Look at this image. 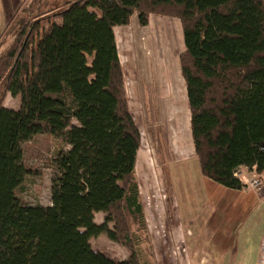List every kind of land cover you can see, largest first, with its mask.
Here are the masks:
<instances>
[{"label": "trees", "instance_id": "trees-1", "mask_svg": "<svg viewBox=\"0 0 264 264\" xmlns=\"http://www.w3.org/2000/svg\"><path fill=\"white\" fill-rule=\"evenodd\" d=\"M21 5L6 26L17 25L13 43L0 56V264H140L147 252L136 176L142 135L115 34L134 15L143 26L157 14L181 21L180 67L202 176L235 190L249 186L237 175L241 166L264 176V0ZM51 6L61 9L48 27L28 18ZM8 93L20 96L19 109L5 106ZM38 134L70 147L54 159L50 206L19 196L31 172L23 143ZM101 234L128 248L129 259L94 249L90 239Z\"/></svg>", "mask_w": 264, "mask_h": 264}, {"label": "rangeland", "instance_id": "rangeland-1", "mask_svg": "<svg viewBox=\"0 0 264 264\" xmlns=\"http://www.w3.org/2000/svg\"><path fill=\"white\" fill-rule=\"evenodd\" d=\"M23 1L0 0V56L13 43L17 25L9 26L8 30L6 26L9 21L12 23ZM51 2L56 4L59 0ZM60 9L51 6L45 15L28 18L40 17L43 29L55 20L51 15ZM91 10L100 14L97 9ZM115 33L131 109L142 135L136 176L144 204L148 242L140 264L220 263L211 260L212 252H219L220 248L214 236L241 207L224 211L222 208L227 207L201 206L200 198L205 204L208 197L204 193L208 190L194 152L187 90L181 74L180 55L185 49L181 21L157 14L151 15L149 24L143 26L134 15L129 25L116 27ZM88 61L91 65L92 58ZM4 104L17 110L20 96L8 93ZM61 148L70 147L43 134L23 143V162L31 172L19 190L22 202L52 205L54 159ZM238 174L248 175L249 183L255 178L247 169H239ZM257 177L261 185L253 187L248 183L252 189L264 187V176ZM251 207L257 211L255 214L244 208V215L241 217L240 213L238 221L231 222V226L237 232L249 230L248 236L253 238L255 234L251 231L255 232L259 223L264 222V207H256L252 202ZM104 217V213H96L95 221L102 224ZM90 243L94 249L118 260L130 257L128 248L106 234L92 237Z\"/></svg>", "mask_w": 264, "mask_h": 264}, {"label": "crops", "instance_id": "crops-1", "mask_svg": "<svg viewBox=\"0 0 264 264\" xmlns=\"http://www.w3.org/2000/svg\"><path fill=\"white\" fill-rule=\"evenodd\" d=\"M240 169L245 170L247 168L241 166ZM203 178L206 184L205 189L208 190V192L204 194L208 198L206 199L205 204L204 199L200 198L202 200L201 206L227 207L222 208L224 211H227L229 207H241L238 214H232L229 222L226 221L224 223L225 227L220 230L219 234L214 236V240L220 245V248L219 252H212L213 255L211 260L215 259L220 261V263L216 262V264H260L263 251L262 244L264 242V222L259 223V229L253 228L255 229V232L251 231V233L255 234V237L253 238L248 236L250 231L247 229H245V231L238 230L237 232V230L231 226V222L236 223L240 213L241 217L244 215V208L248 209V212H253L255 214L257 211L253 210L254 207H251V202L255 204L256 207H264V187L252 189L248 186L244 190H235L218 184L204 176ZM241 179L248 183L249 177L248 175L245 177L241 176ZM259 199L262 201V205Z\"/></svg>", "mask_w": 264, "mask_h": 264}, {"label": "built area", "instance_id": "built-area-1", "mask_svg": "<svg viewBox=\"0 0 264 264\" xmlns=\"http://www.w3.org/2000/svg\"><path fill=\"white\" fill-rule=\"evenodd\" d=\"M237 175L241 178V176H242V174H238V171H237ZM258 174L257 173H255L254 172V179H252L251 181H250V185L251 186H253V187H259L260 185H261V180L260 179H258ZM242 177H244V175L242 176ZM262 250H263V253H262V256H261V263L260 264H264V242H263V244H262Z\"/></svg>", "mask_w": 264, "mask_h": 264}]
</instances>
